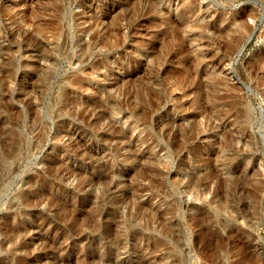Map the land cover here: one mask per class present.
Here are the masks:
<instances>
[{
	"label": "rangeland",
	"instance_id": "rangeland-1",
	"mask_svg": "<svg viewBox=\"0 0 264 264\" xmlns=\"http://www.w3.org/2000/svg\"><path fill=\"white\" fill-rule=\"evenodd\" d=\"M261 55L264 0H0V264H264ZM94 99L106 119L80 115ZM121 136L135 157L116 149ZM209 172L226 191L224 213L211 210L225 233L197 253L199 228L171 204L199 206L178 185ZM100 175L120 183L76 188ZM149 179L128 196L157 210L168 235L125 205L128 186ZM100 194L105 208L118 201L104 220L142 230L145 244L116 257L90 246L97 233L77 235Z\"/></svg>",
	"mask_w": 264,
	"mask_h": 264
},
{
	"label": "bare ground",
	"instance_id": "bare-ground-1",
	"mask_svg": "<svg viewBox=\"0 0 264 264\" xmlns=\"http://www.w3.org/2000/svg\"><path fill=\"white\" fill-rule=\"evenodd\" d=\"M259 60L264 61V55L259 56L258 61ZM99 66L100 64H97L95 68H98ZM94 103H97L95 99L92 101L86 100L85 103L84 102L78 103L81 108V112H82V114L80 112V115H82L83 117L84 112L92 111L91 114L96 121H101V120L106 119L107 118L106 114L102 112L96 113L94 108L93 110H90L91 108H88ZM106 121H107L106 126H108V128L110 129L112 127V124L110 120H106ZM167 134L169 135V133ZM121 137H122L120 141L121 143L116 147V149L120 150L126 147L128 148V154L125 156V158L135 157V150L131 148L130 138H127L124 136H121ZM113 139L115 138H111L110 141H112ZM176 147H177V144L172 143L170 145V152L174 153L176 150ZM255 165H256V162H253L249 166V169L254 168ZM228 177L232 178L230 174L229 176H227V179L229 180ZM107 178H109V176H101V175L97 178H90V179L81 181L78 184V187L76 188L80 189L85 185L96 187L97 185L103 184V193H104L105 191H109L111 188L117 187L118 184L120 183L118 180H115L112 178L107 180ZM220 180L221 178L218 175H216L215 172H209L202 177L198 175L197 176L191 175L190 180H188L187 182L183 184H179L178 186H180V188L182 187L183 188L182 190L186 192L187 195L189 194V196H192L195 200H201L200 205L197 206L194 204H188L187 202H183L181 200H178L176 205L175 203L171 204L173 209H176V208L178 209L179 216L185 218V220L183 221V224H189L187 227H189L190 233L192 235L195 234L193 229L197 227L199 228V230L196 232V237L194 239V245L196 246L195 251L197 253L202 252V251H208L209 247L218 249L220 246L223 245V234L225 232L222 226V221H221L222 219H220V217L218 218L216 216L211 215V210L213 211L215 209L219 210L220 214L224 213V208L222 205H223V202L225 201L226 191L219 187ZM210 183H213L215 185L212 186ZM148 184L147 185L139 184L135 187L128 186L126 192L123 193V195L126 196L125 205L128 208H131V212L134 209V213L136 217H139L142 214H146L149 217V219L157 223L156 227L159 229V232H162L164 235H168L169 226L168 224L167 225L165 224L166 221H163L164 219L157 212V210H153L152 208H150L147 205V202H141L132 195L128 196L131 194L132 189L135 188V190L142 193L145 190H149L150 188L154 187L155 182L153 179H149ZM176 190H177L176 187L173 188V190L170 191L169 194L171 195L172 192L175 194ZM202 197H205V200H202ZM82 201L84 202L86 200L84 199ZM104 201L105 199H103V195L100 194L99 200L95 204V207L90 210L89 219H85L81 222L82 225H80L79 233L77 235L83 238V236L87 235V233H97L99 235L98 236L99 238L93 239L92 242L89 243L90 246L97 248L99 253L100 251L101 252L104 251V249L106 248H114L115 249L114 254L116 257L121 253L122 250H126L129 246L131 247L135 245L137 247L138 243H140V245L145 244L146 237L142 230L141 231L138 230L135 233H133V235L131 234L130 236V229L128 228V226L125 225L124 229L121 230V233H116L115 227L117 223L109 221V220H104V218H106L110 213L117 210L116 205L118 201L116 199L110 200L111 201L110 205L112 206V208H105L107 206L106 205L107 202H104ZM188 212H190L191 214L190 215L187 214ZM67 216L68 214L66 215V217ZM240 217L241 216L237 214L235 218L237 219ZM68 218H70L71 223L73 225L77 224L78 218L73 212H71V214L69 212ZM104 223L106 224V228H103ZM190 225L192 227H190ZM217 225L221 227L216 228ZM30 227L31 226H25L23 228L15 229L14 234L19 236V234H21L22 231L28 232ZM181 228H182V225H181ZM238 230H240L238 227L233 226L230 229H228L226 233H232ZM104 235L111 236L110 240L106 242L100 241L101 240L100 237H103ZM205 235L207 236V238L205 237ZM205 240L208 243L207 245H206ZM23 246H26L25 243L20 242L14 247V250H18V249L20 250V248H22ZM246 250L248 249L246 248ZM98 255L99 254H97L95 258L99 259ZM60 258H61L60 263H63L62 261H64L63 260L64 256H62V253L60 254Z\"/></svg>",
	"mask_w": 264,
	"mask_h": 264
}]
</instances>
